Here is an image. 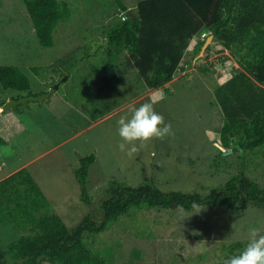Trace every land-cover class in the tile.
I'll list each match as a JSON object with an SVG mask.
<instances>
[{
    "label": "rangeland",
    "instance_id": "374dc122",
    "mask_svg": "<svg viewBox=\"0 0 264 264\" xmlns=\"http://www.w3.org/2000/svg\"><path fill=\"white\" fill-rule=\"evenodd\" d=\"M62 1L70 4L73 16L59 24L54 32V46L46 48L37 38L23 0H0V66L19 67L29 77L34 96L59 86L48 99L20 104L17 107L21 111L5 112L4 119L14 126L7 134V144L0 145V179L27 165L49 199L52 212L70 228L87 217L103 220V202L112 195L113 181L135 187L149 182L163 191L206 194L237 175L245 163L248 177L264 187V152L249 153L243 161L233 147L221 145L224 116L215 89L234 75L239 65L215 45L194 64V46L206 41L210 31L196 36L174 79L165 86L155 90H148L145 85L132 86L133 71L125 76V83L118 79L114 91H104L109 104L97 106L102 96L99 90L93 92L99 86L92 74L84 71L68 77L53 72L50 65L77 48L83 54L89 47L93 56L100 50L97 60L102 59L107 30L124 19L129 10L134 13L142 0ZM127 54L122 56L123 61ZM94 71L96 74L98 69ZM103 73L104 77L108 75ZM27 94L0 91V99H22ZM66 94H70L75 105L66 100ZM161 94L165 99L155 104V110L172 123L175 136L154 139L128 159L117 148L118 119L130 115V107H138ZM229 151V156H222V152ZM91 154L96 155V160L89 168L88 204L82 199L76 170L81 157ZM192 212L136 210L106 232L87 235L85 240L109 264H222L234 255L232 244L249 241L251 228L264 234V207L248 205L242 211H232L224 206H202L198 213ZM186 215L189 217L183 219ZM23 233L26 232L14 225L0 227V264H19L12 259L9 244Z\"/></svg>",
    "mask_w": 264,
    "mask_h": 264
},
{
    "label": "trees",
    "instance_id": "16d2710c",
    "mask_svg": "<svg viewBox=\"0 0 264 264\" xmlns=\"http://www.w3.org/2000/svg\"><path fill=\"white\" fill-rule=\"evenodd\" d=\"M23 2L40 44L46 48L54 46L55 30L73 16L70 4L62 0ZM201 31L214 34V48L228 52L239 65L234 75L217 86L215 98L224 116L221 145L227 149L233 147L246 161L249 153L264 152V0H142L134 13L129 10L124 19L107 30L102 59L97 60L100 50L93 56L91 48L86 47L83 54L81 48H77L50 68L68 77L89 72L99 86L93 92L99 90L102 96L96 105H106L110 99L104 91H114L118 79L125 83V76L130 72L135 74L131 85H145L148 90L171 82ZM204 43L202 40L195 44V54ZM125 53L128 54L123 61ZM85 63L88 65L83 68ZM96 69L99 73L95 74ZM103 71L108 74L106 77ZM104 85L108 87L104 89ZM7 90L36 95L31 91L29 77L15 66H0V91ZM65 98L74 104L70 94ZM5 102L0 99V108ZM108 111L111 112L110 107ZM3 144L6 141L0 135V145ZM227 154L222 152L223 157L229 156ZM95 160V154L81 157L80 168L76 170L82 199L88 204L91 203L87 186L89 168ZM247 168L244 163L237 175L206 194L163 191L149 182L135 187L113 181L112 195L103 202V220L87 217L74 228L52 212L46 194L30 171L23 168L0 181V227L14 225L20 232H26L9 244L10 255L19 264H109L101 253L90 248L86 236L106 232L133 211H192L193 202L201 207L224 206L232 211H242L248 205L264 207V187L248 177ZM247 243L232 244V253L238 254Z\"/></svg>",
    "mask_w": 264,
    "mask_h": 264
},
{
    "label": "clouds",
    "instance_id": "9594fccd",
    "mask_svg": "<svg viewBox=\"0 0 264 264\" xmlns=\"http://www.w3.org/2000/svg\"><path fill=\"white\" fill-rule=\"evenodd\" d=\"M164 99V95L161 94L138 107H130L128 110L130 115H122L118 119L117 131L120 142L117 148L128 159H132L154 139L164 140L175 136L172 123L166 122L165 117L155 110V104ZM192 209V214L198 213L201 206L193 202ZM197 209L199 211H196ZM185 217L189 216L186 215L183 219ZM222 264H264V234H260L256 228H251L249 241L245 247L238 254L224 259Z\"/></svg>",
    "mask_w": 264,
    "mask_h": 264
},
{
    "label": "water",
    "instance_id": "95a60500",
    "mask_svg": "<svg viewBox=\"0 0 264 264\" xmlns=\"http://www.w3.org/2000/svg\"><path fill=\"white\" fill-rule=\"evenodd\" d=\"M214 34H210L208 36V38L206 39L204 45L202 46L200 52L197 54L196 58H195V61H194V64L196 63V61L198 59H201V58H204L206 55V51L207 49L210 47V46H214L215 45V41H214ZM59 86L58 85H55L54 88H52L50 91H48L47 93L43 94V95H39V96H34V95H31V96H27L25 98H22V99H16V100H10V101H7L5 102V104L3 105V110H10V109H13V108H16L18 105L20 104H25L29 101H43L45 99H48L51 94L53 92H55V90L58 88ZM231 137L233 138V141L235 143H237V140L236 138L234 137V134L231 133ZM226 153H231V151L229 152H226Z\"/></svg>",
    "mask_w": 264,
    "mask_h": 264
},
{
    "label": "crops",
    "instance_id": "0c3cea01",
    "mask_svg": "<svg viewBox=\"0 0 264 264\" xmlns=\"http://www.w3.org/2000/svg\"><path fill=\"white\" fill-rule=\"evenodd\" d=\"M10 99V98H9ZM8 99V100H9ZM10 101V100H9ZM7 102V101H6ZM13 109H16V108H13ZM10 110H12V109H10ZM7 110H3V108H0V135L4 138V140L6 141V144H7V134H8V132H9V129L10 128H12L14 125H11V122H9L8 120L6 121L4 118H5V112H6ZM16 111H18V110H16ZM19 111H21V110H19ZM27 165H23L22 167H20L19 169H17L16 171H13L12 173H10V174H8L6 177H8V176H10L11 174H13V173H15V172H17L18 170H20V169H23V168H26L27 169V167H26ZM6 177H3V178H1L0 179V181L1 180H3L4 178H6Z\"/></svg>",
    "mask_w": 264,
    "mask_h": 264
}]
</instances>
